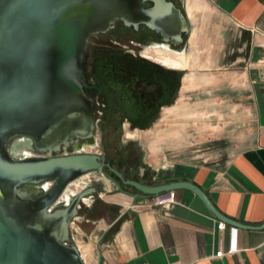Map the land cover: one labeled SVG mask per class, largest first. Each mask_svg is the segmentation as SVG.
I'll return each instance as SVG.
<instances>
[{
    "label": "water",
    "instance_id": "obj_1",
    "mask_svg": "<svg viewBox=\"0 0 264 264\" xmlns=\"http://www.w3.org/2000/svg\"><path fill=\"white\" fill-rule=\"evenodd\" d=\"M147 3L152 5L146 8ZM118 20L136 29L144 25L174 45L189 32L186 16L172 0H0V264H86L71 225L103 190L85 187L70 202L61 199L71 183L89 173L102 175L105 188L112 182L136 199L188 190L220 222L264 229L226 217L192 182L149 185L127 178L100 154L54 155L74 136L92 135L93 103L82 84L88 41ZM20 137L46 156L15 157L12 148ZM50 181L54 186L43 196L40 188H31Z\"/></svg>",
    "mask_w": 264,
    "mask_h": 264
},
{
    "label": "crops",
    "instance_id": "obj_2",
    "mask_svg": "<svg viewBox=\"0 0 264 264\" xmlns=\"http://www.w3.org/2000/svg\"><path fill=\"white\" fill-rule=\"evenodd\" d=\"M178 3L189 27L194 26L197 31L204 28L196 32L197 37L205 41L208 36L209 47L217 44L220 54L223 53L217 58L214 52L205 56L207 63L212 57L221 62L227 55L230 66L244 63L242 77L250 92L252 128L245 134L243 148L221 166L184 163L167 169L163 181L157 178L159 174H152L151 181L139 180L149 185L192 182L226 217L261 226L264 224V0H178ZM182 53L185 55L186 50ZM110 185L82 206L80 216L71 225L72 239L86 264H264V229H236L225 224L221 230L220 221L193 192L177 191L174 198L136 199L119 190L118 196L113 195ZM233 242L237 251L228 254ZM218 252L225 255L218 258Z\"/></svg>",
    "mask_w": 264,
    "mask_h": 264
},
{
    "label": "rangeland",
    "instance_id": "obj_3",
    "mask_svg": "<svg viewBox=\"0 0 264 264\" xmlns=\"http://www.w3.org/2000/svg\"><path fill=\"white\" fill-rule=\"evenodd\" d=\"M202 29L199 27L197 31L196 27H189V32L184 34L183 46L173 48L176 51L185 49L190 64L185 71L168 66L182 75L176 101L162 110L159 120L150 124L96 122L95 140L90 143L93 148L83 147L82 150L106 155L126 169L133 179L151 181L152 174H159L157 178L163 181L171 166L184 163L221 166L243 148L245 134L252 128L250 92L242 77L244 63L230 66L228 55L221 62L215 59L223 53L220 54L217 44L209 47L208 36L205 41L201 36L197 37L196 32ZM122 46L134 50L127 42ZM145 47L140 50L143 55L164 63L165 58L156 54L163 51L162 48ZM228 48L227 45L226 52ZM212 52L216 57L207 63L205 56ZM82 178L83 182L92 179L84 188L90 185L106 187L100 174H88ZM82 189L74 185L70 191L80 192ZM110 189L113 195L119 193L113 184ZM124 189L134 192L128 187Z\"/></svg>",
    "mask_w": 264,
    "mask_h": 264
},
{
    "label": "flooded vegetation",
    "instance_id": "obj_4",
    "mask_svg": "<svg viewBox=\"0 0 264 264\" xmlns=\"http://www.w3.org/2000/svg\"><path fill=\"white\" fill-rule=\"evenodd\" d=\"M172 1L179 8L178 0ZM151 5V3H147L145 7L148 8ZM112 26L113 28L104 34L92 35L88 41L89 55L82 84L86 98L93 103L91 111L92 135L74 136L68 145L60 146V150L54 153L55 156L86 153L87 151L82 148H89L90 143L95 140L96 122L154 123L159 120L162 110L171 107L176 101L178 93L175 94L173 80H181V76L174 74L173 68L164 63L143 55L140 50L145 46V48L154 47L157 49L168 46V48L179 49L184 44V34L183 41L174 45L171 42H166L160 33L144 25H140L136 29L133 26L128 27L123 21L118 20L113 21ZM110 33L112 34L110 35ZM105 38L106 41L103 40ZM125 42L132 45L134 50L125 49L122 46ZM118 47L122 48L118 49ZM17 141L29 142L30 150L28 151L32 156H46L27 137L17 138L14 143ZM25 147L27 146L25 145ZM100 155L106 158V163H110L116 170L124 173L127 178L133 179L126 169L119 167L106 155ZM105 172L119 181L108 168H105ZM134 180L140 181L135 178ZM49 184L50 186H48ZM111 184L113 183L111 182ZM53 186L54 181H50L31 186V188L33 190L40 188L41 193L38 196H43ZM86 188H100L104 191L103 187L98 186L90 185ZM133 191V193L136 192ZM97 194L95 193V195Z\"/></svg>",
    "mask_w": 264,
    "mask_h": 264
},
{
    "label": "bare ground",
    "instance_id": "obj_5",
    "mask_svg": "<svg viewBox=\"0 0 264 264\" xmlns=\"http://www.w3.org/2000/svg\"><path fill=\"white\" fill-rule=\"evenodd\" d=\"M162 49L163 51H159V52H155L157 55L165 58V61H164V64L167 65V66H171V67H179V69H182V70H186L188 69V57H186L183 53H179V52H176V51H172L168 48V46H162ZM153 55V54H152ZM156 55V56H157ZM26 143V144H24ZM29 142H24V141H17L16 143H14L13 145V154L15 157L17 158H24V157H27V156H32L31 153L27 152L26 150H30V147H29ZM25 145L27 147H25ZM90 147L89 148H93L91 145H89ZM27 148V149H26ZM86 153H89V152H86ZM93 154V153H92ZM89 174H96V173H89ZM88 175V174H86ZM84 175V176H86ZM83 177V176H82ZM80 177L79 179H77L76 181H74L73 183H71L66 192L63 194L62 196V202L66 203V202H70L71 199H72V196L76 195L78 192L77 191H73L71 192L70 191V188L72 186L75 185V187H80V188H84V185H88L89 182H83V178ZM107 185H109L107 183ZM50 186V184L48 185ZM33 190V189H32Z\"/></svg>",
    "mask_w": 264,
    "mask_h": 264
},
{
    "label": "built area",
    "instance_id": "obj_6",
    "mask_svg": "<svg viewBox=\"0 0 264 264\" xmlns=\"http://www.w3.org/2000/svg\"><path fill=\"white\" fill-rule=\"evenodd\" d=\"M172 197L174 198V194H172ZM219 228L221 230H224L225 229V224L220 222L219 223ZM237 251V248H236V245L235 243L233 242V244L231 245V247L229 248V251H228V254H234L235 252ZM225 254L223 252H218L216 257L220 258V257H223Z\"/></svg>",
    "mask_w": 264,
    "mask_h": 264
},
{
    "label": "trees",
    "instance_id": "obj_7",
    "mask_svg": "<svg viewBox=\"0 0 264 264\" xmlns=\"http://www.w3.org/2000/svg\"><path fill=\"white\" fill-rule=\"evenodd\" d=\"M173 73L174 74H177V75H179V76H181L182 75V73H177V72H175V71H173ZM173 85H174V87H175V94H177L178 93V90H179V85H180V79L177 81V80H173Z\"/></svg>",
    "mask_w": 264,
    "mask_h": 264
}]
</instances>
